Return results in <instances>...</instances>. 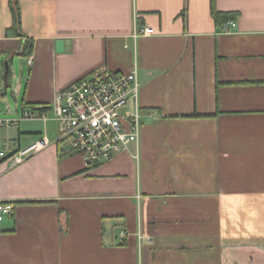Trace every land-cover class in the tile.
Masks as SVG:
<instances>
[{"label":"crops","instance_id":"1","mask_svg":"<svg viewBox=\"0 0 264 264\" xmlns=\"http://www.w3.org/2000/svg\"><path fill=\"white\" fill-rule=\"evenodd\" d=\"M213 4L234 28L211 0H18V36L0 0V152L47 141L0 156V264H264V0ZM100 66L136 70L140 132L87 166L20 116Z\"/></svg>","mask_w":264,"mask_h":264},{"label":"built area","instance_id":"2","mask_svg":"<svg viewBox=\"0 0 264 264\" xmlns=\"http://www.w3.org/2000/svg\"><path fill=\"white\" fill-rule=\"evenodd\" d=\"M235 25L231 20L223 30L229 31ZM152 32L146 25L134 37ZM138 89L135 69L122 73L100 66L63 87L50 106L23 109L20 117L56 121L59 139L69 141V151L80 154L90 166L113 158L137 141L139 110L136 105L132 111L126 108L131 101H136ZM9 123L0 119V125ZM46 145L43 137L9 155L1 151L0 156L8 157L10 164L16 165ZM12 212L11 203L0 202V220Z\"/></svg>","mask_w":264,"mask_h":264},{"label":"trees","instance_id":"3","mask_svg":"<svg viewBox=\"0 0 264 264\" xmlns=\"http://www.w3.org/2000/svg\"><path fill=\"white\" fill-rule=\"evenodd\" d=\"M9 8H10L11 15H12L11 28L16 31L18 36H23V33L21 32V14H20V9L18 5V0H9ZM211 15L216 24H222L231 19H234L236 16V13L217 11L214 8L213 0H211ZM32 44H33L32 40L27 39L25 41L24 49L22 50L21 54L25 56H29L32 51Z\"/></svg>","mask_w":264,"mask_h":264},{"label":"rangeland","instance_id":"4","mask_svg":"<svg viewBox=\"0 0 264 264\" xmlns=\"http://www.w3.org/2000/svg\"><path fill=\"white\" fill-rule=\"evenodd\" d=\"M22 65H23V62L20 60L19 55H14V70H16V73L18 75H20V70H21V68H23V67H21ZM8 99L12 103L13 100H12L11 96H9ZM2 108H3V106L0 104V109H2ZM3 146H4L3 142H2V140H0V150H3V148H4Z\"/></svg>","mask_w":264,"mask_h":264},{"label":"water","instance_id":"5","mask_svg":"<svg viewBox=\"0 0 264 264\" xmlns=\"http://www.w3.org/2000/svg\"><path fill=\"white\" fill-rule=\"evenodd\" d=\"M7 69H8V68L6 67V73H7ZM6 73H5V75H6Z\"/></svg>","mask_w":264,"mask_h":264}]
</instances>
